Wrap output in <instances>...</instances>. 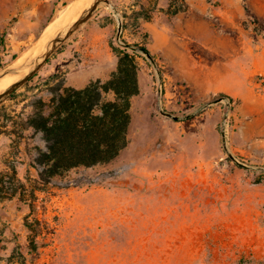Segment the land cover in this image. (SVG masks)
<instances>
[{"label": "rangeland", "instance_id": "1", "mask_svg": "<svg viewBox=\"0 0 264 264\" xmlns=\"http://www.w3.org/2000/svg\"><path fill=\"white\" fill-rule=\"evenodd\" d=\"M28 5L0 1V71L49 26ZM183 45L188 80L175 72ZM121 50L138 63L128 145L44 183L45 142L24 125L33 103L107 80ZM0 264H264V0L102 3L0 105Z\"/></svg>", "mask_w": 264, "mask_h": 264}, {"label": "trees", "instance_id": "2", "mask_svg": "<svg viewBox=\"0 0 264 264\" xmlns=\"http://www.w3.org/2000/svg\"><path fill=\"white\" fill-rule=\"evenodd\" d=\"M137 75L135 52L121 50L118 67L107 80L91 81L81 89L58 83L51 87L48 100L33 103L24 125L45 142L33 162L41 181L109 163L120 155L129 142L131 98L139 92Z\"/></svg>", "mask_w": 264, "mask_h": 264}, {"label": "water", "instance_id": "3", "mask_svg": "<svg viewBox=\"0 0 264 264\" xmlns=\"http://www.w3.org/2000/svg\"><path fill=\"white\" fill-rule=\"evenodd\" d=\"M108 3L109 0H94L88 8L82 13V15L71 22L67 27L59 31L56 36L49 41L45 49L37 54L30 62L21 66H16L18 63L15 61L9 67L0 71V76L8 73L20 74V77L9 85L3 92L0 93V105L4 103L18 88L26 84L49 60V58L58 50V48L75 33L82 25L91 19L102 3ZM120 23V19H119ZM121 31V24L119 26ZM148 59L155 64V61L150 53L143 50ZM222 99L217 98L209 102L206 106L220 102ZM163 114L172 117L176 120L180 119L179 116L173 115L169 112L163 111ZM232 156V155H231Z\"/></svg>", "mask_w": 264, "mask_h": 264}, {"label": "bare ground", "instance_id": "4", "mask_svg": "<svg viewBox=\"0 0 264 264\" xmlns=\"http://www.w3.org/2000/svg\"><path fill=\"white\" fill-rule=\"evenodd\" d=\"M94 0H72L62 10L59 11L54 20L46 28L39 40L28 50V52L19 57L16 66L24 65L30 62L37 54L42 52L50 40H52L60 30L67 27L71 22L78 19L82 13ZM20 74H4L0 76V93L9 85L15 82Z\"/></svg>", "mask_w": 264, "mask_h": 264}, {"label": "crops", "instance_id": "5", "mask_svg": "<svg viewBox=\"0 0 264 264\" xmlns=\"http://www.w3.org/2000/svg\"><path fill=\"white\" fill-rule=\"evenodd\" d=\"M3 2L4 0H0ZM65 0H29L28 10L30 17L33 18L35 24H49V19L52 14L59 8ZM48 26V25H47ZM157 48L159 50H166L168 48L169 42L171 40V33L169 29L160 30V32L155 34ZM190 46L183 45L179 54V61L175 65V72L177 73L179 79L188 80L190 78V72L192 68L189 67L188 58L190 56L189 52ZM191 79V78H190ZM212 89L211 86L208 88Z\"/></svg>", "mask_w": 264, "mask_h": 264}]
</instances>
